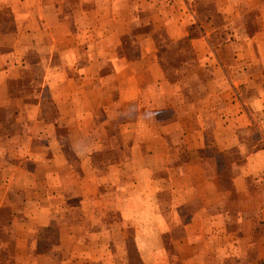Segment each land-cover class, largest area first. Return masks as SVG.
I'll return each mask as SVG.
<instances>
[{
    "label": "crops",
    "instance_id": "crops-1",
    "mask_svg": "<svg viewBox=\"0 0 264 264\" xmlns=\"http://www.w3.org/2000/svg\"><path fill=\"white\" fill-rule=\"evenodd\" d=\"M0 264H264V0H0Z\"/></svg>",
    "mask_w": 264,
    "mask_h": 264
},
{
    "label": "rangeland",
    "instance_id": "rangeland-1",
    "mask_svg": "<svg viewBox=\"0 0 264 264\" xmlns=\"http://www.w3.org/2000/svg\"><path fill=\"white\" fill-rule=\"evenodd\" d=\"M218 37V36H216ZM215 37V38H216ZM214 38V40H215ZM184 45V44H183ZM166 62V66H167V71H168V76H170L171 78L173 77V74L175 72L174 70V66L177 64V62H175L176 60H178L179 58H174V55L172 53H164L162 56ZM114 141V139H112ZM115 150V151H114ZM114 150H112V152H117V153H121V151L118 152L117 148H115ZM113 156H109V158L112 160ZM108 160V158L106 159Z\"/></svg>",
    "mask_w": 264,
    "mask_h": 264
}]
</instances>
